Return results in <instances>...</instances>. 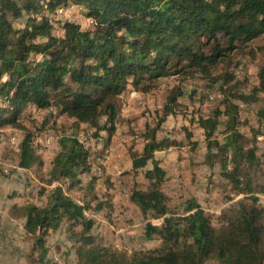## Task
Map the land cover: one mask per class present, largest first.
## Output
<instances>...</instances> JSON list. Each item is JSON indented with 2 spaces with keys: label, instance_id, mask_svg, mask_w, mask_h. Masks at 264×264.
<instances>
[{
  "label": "trees",
  "instance_id": "obj_1",
  "mask_svg": "<svg viewBox=\"0 0 264 264\" xmlns=\"http://www.w3.org/2000/svg\"><path fill=\"white\" fill-rule=\"evenodd\" d=\"M70 4L89 22L62 18L57 10ZM21 17L24 21L15 27L13 20ZM262 34L264 0H0V129L24 130L17 162L22 169L42 164L34 132L21 120L32 108L72 118L76 127L87 125L104 148L116 131L121 95L130 89L149 91L154 81L187 71L206 73ZM231 75H224L228 83ZM257 78L251 94L234 96L261 101L259 114L264 115V65ZM180 95L178 87L171 90L164 118L174 113ZM223 103L224 110L198 119L206 161L218 162L231 189L248 198L223 212L217 227L195 199L187 201L184 214H169L162 190L166 172L155 152L179 143L159 136L158 126L147 127L141 146L129 150L131 171L142 173L147 182L143 189L134 186L129 199L143 216L161 219L159 226L151 221L145 226L148 237L161 240L160 247L128 251L100 243L91 233L94 220L86 214L92 201L77 202L58 184L45 205L25 202L10 208L13 217L24 220L33 249L40 251L30 264H49L46 237L63 223L75 237L78 264H264V207L251 175L259 163L264 165V154H257V134L249 140L240 132L236 106ZM220 115L227 116L224 122ZM92 153L77 136H61L48 182L65 180L67 190L81 186L80 175L91 172ZM105 205L99 201L94 209Z\"/></svg>",
  "mask_w": 264,
  "mask_h": 264
},
{
  "label": "rangeland",
  "instance_id": "obj_2",
  "mask_svg": "<svg viewBox=\"0 0 264 264\" xmlns=\"http://www.w3.org/2000/svg\"><path fill=\"white\" fill-rule=\"evenodd\" d=\"M67 9H74V15L83 18L71 20L84 23L85 18L75 4L59 8L57 12L62 18L69 19ZM23 21L24 17L15 19L13 25L18 27ZM262 65L264 34L244 45L240 44L237 50L211 65L206 73L187 71L186 74L154 81L149 91L130 89L119 97L116 131L104 148L96 143V138L92 136L94 129L87 125L76 127L72 118L57 115L53 110L37 112L32 108L25 112L21 120L26 128L34 132L36 154L42 164H34L29 169L17 165L24 130L12 127L0 129V264H30V260L39 257L40 251L33 249V238L23 228L24 220L13 217L10 208L25 202L45 205L48 193L58 184L77 202L83 199L92 201L86 214L94 220L91 233L100 243L115 250L128 251L160 247L161 240L154 234L148 237L145 226L148 221L159 226L161 219L143 216L129 199L134 186L142 189L146 186L147 181L142 173L134 174L131 171L129 150L141 146V135L147 127L158 126L159 136L179 143L155 152V157L166 172L162 190L169 199V214H184L187 201L195 199L217 227L223 212L234 208L238 200L248 197L231 189L228 180L221 175L218 162L210 164L206 161L204 130L198 124V119L212 117L216 110L225 109L223 102L230 101L238 110L236 122L240 132L249 140L258 135L255 138L257 154L262 156L264 115L259 111L263 104L261 101H242L234 96L253 92L258 84L257 72ZM231 74L234 80L228 83L225 76ZM177 87L182 95L178 97L174 113L164 118L163 106L171 90ZM226 117L220 115L218 119L224 122ZM222 128L223 125H220L219 130ZM188 134L191 135L190 139ZM64 135L77 136L93 151L91 172L81 174V186L72 190L66 189L65 180L48 182L50 161L58 150L59 138ZM105 135L104 131L100 133L103 138ZM217 136L218 139L222 138L220 132H217ZM192 141L196 145H192ZM259 164L251 175L254 194L264 207V190L260 188L264 187V165ZM90 181L92 183L88 185ZM99 201L106 205L96 210L94 207ZM67 226V223H63L46 237V259L49 264H78L75 254L77 243L74 235L67 231Z\"/></svg>",
  "mask_w": 264,
  "mask_h": 264
},
{
  "label": "built area",
  "instance_id": "obj_3",
  "mask_svg": "<svg viewBox=\"0 0 264 264\" xmlns=\"http://www.w3.org/2000/svg\"><path fill=\"white\" fill-rule=\"evenodd\" d=\"M74 12H75L74 9H67V18H69V19L70 18H78L77 15H74ZM78 19L82 20L83 18H78ZM87 22H88V20L84 19V23L83 24H85ZM41 110H44V109H36L37 112H39Z\"/></svg>",
  "mask_w": 264,
  "mask_h": 264
}]
</instances>
